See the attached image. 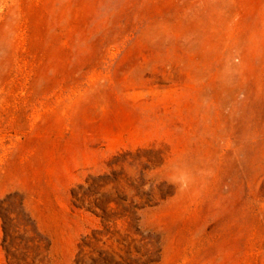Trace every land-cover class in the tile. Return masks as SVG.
I'll list each match as a JSON object with an SVG mask.
<instances>
[{
    "label": "rangeland",
    "instance_id": "374dc122",
    "mask_svg": "<svg viewBox=\"0 0 264 264\" xmlns=\"http://www.w3.org/2000/svg\"><path fill=\"white\" fill-rule=\"evenodd\" d=\"M0 264H264V0H0Z\"/></svg>",
    "mask_w": 264,
    "mask_h": 264
}]
</instances>
